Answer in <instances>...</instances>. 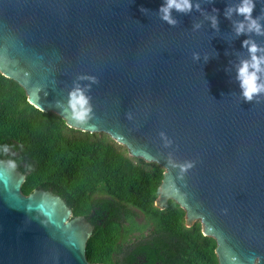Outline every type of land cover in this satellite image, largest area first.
<instances>
[{"label": "water", "instance_id": "95a60500", "mask_svg": "<svg viewBox=\"0 0 264 264\" xmlns=\"http://www.w3.org/2000/svg\"><path fill=\"white\" fill-rule=\"evenodd\" d=\"M200 2L201 10L173 11L178 23L169 26L156 14L162 0H0V73L38 109L160 164L155 204L173 198L186 224L198 219L216 240L218 264L256 255L264 264V95L244 101L234 79L233 63L247 55L233 31L240 17L224 16L236 0ZM75 88L89 97L83 122L69 107ZM24 181L0 159V264H105L86 257V217L52 191L24 194Z\"/></svg>", "mask_w": 264, "mask_h": 264}, {"label": "trees", "instance_id": "16d2710c", "mask_svg": "<svg viewBox=\"0 0 264 264\" xmlns=\"http://www.w3.org/2000/svg\"><path fill=\"white\" fill-rule=\"evenodd\" d=\"M9 150L4 152L2 146ZM0 159L13 160L24 194L59 195L73 216L93 225L90 262L105 264H218L216 240L173 198L155 204L164 168L129 154L105 132L70 127L53 111L31 104L16 80L0 73Z\"/></svg>", "mask_w": 264, "mask_h": 264}, {"label": "clouds", "instance_id": "9594fccd", "mask_svg": "<svg viewBox=\"0 0 264 264\" xmlns=\"http://www.w3.org/2000/svg\"><path fill=\"white\" fill-rule=\"evenodd\" d=\"M256 3L257 0H236L235 4H227L224 11L226 18L231 19L233 14L240 17L233 22V31L237 37L245 36V39L241 41V48L246 49L247 55L238 56L232 68L235 74L234 79L238 83L239 95L247 102H252L254 98L264 95V45L255 39V37L264 36V13L253 15ZM194 8L201 10L200 0H162L156 14L161 21L169 26H175L178 20L172 15L173 11L190 13ZM141 11L146 10L141 9ZM218 11L213 7V13ZM206 19L210 21L213 29L218 30L219 20L215 14L207 15ZM199 27V24L194 25L196 29ZM192 58L194 61L199 60V53L193 52ZM69 107L76 121L83 122L89 118L91 111L89 97L80 88L70 92ZM2 150L7 152L9 146L3 145ZM7 166L14 168L15 161L8 160ZM261 261L262 257L259 255L251 258V264H261Z\"/></svg>", "mask_w": 264, "mask_h": 264}, {"label": "flooded vegetation", "instance_id": "af4514ba", "mask_svg": "<svg viewBox=\"0 0 264 264\" xmlns=\"http://www.w3.org/2000/svg\"><path fill=\"white\" fill-rule=\"evenodd\" d=\"M159 195H160V192H159ZM159 195H158V196H159ZM169 198H170V197H168L167 200H166L165 202H162V203H161V206H159V207H163V206L167 203V201H168ZM84 217H85V216H84ZM185 218H186V216H185ZM86 219L88 220V222H90L89 219H88L87 217H86ZM194 221H195V220H194ZM194 221H193V222H194ZM193 222H192V223H193ZM90 224H91V223H90ZM91 225H92V224H91ZM92 226H93V225H92ZM92 229H93V228H92ZM157 264H158V263H157Z\"/></svg>", "mask_w": 264, "mask_h": 264}, {"label": "rangeland", "instance_id": "374dc122", "mask_svg": "<svg viewBox=\"0 0 264 264\" xmlns=\"http://www.w3.org/2000/svg\"><path fill=\"white\" fill-rule=\"evenodd\" d=\"M5 161V160H4ZM5 162H7V161H5ZM16 168L18 169V171H19V168L16 166ZM196 220H198V219H196ZM187 224H190V222L188 221L187 222Z\"/></svg>", "mask_w": 264, "mask_h": 264}]
</instances>
